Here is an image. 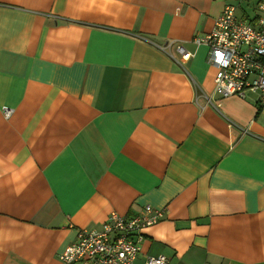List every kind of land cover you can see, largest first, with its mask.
<instances>
[{
    "label": "crops",
    "instance_id": "0c3cea01",
    "mask_svg": "<svg viewBox=\"0 0 264 264\" xmlns=\"http://www.w3.org/2000/svg\"><path fill=\"white\" fill-rule=\"evenodd\" d=\"M259 1L0 0V264H62L146 204L137 264H264V108L216 94L193 42Z\"/></svg>",
    "mask_w": 264,
    "mask_h": 264
},
{
    "label": "built area",
    "instance_id": "2783aa9c",
    "mask_svg": "<svg viewBox=\"0 0 264 264\" xmlns=\"http://www.w3.org/2000/svg\"><path fill=\"white\" fill-rule=\"evenodd\" d=\"M237 6L228 4L212 30L193 41L208 47V62L216 68L214 92L226 97L258 94L264 108V0L257 4L254 20L239 18ZM181 55L187 52L182 42L172 41ZM7 117L12 109L3 108ZM165 208L146 204L138 214L127 216L112 211L100 229L81 228L75 239L59 254L62 264H137L136 259L147 230L165 215ZM165 255L147 256L144 264H168Z\"/></svg>",
    "mask_w": 264,
    "mask_h": 264
},
{
    "label": "rangeland",
    "instance_id": "374dc122",
    "mask_svg": "<svg viewBox=\"0 0 264 264\" xmlns=\"http://www.w3.org/2000/svg\"><path fill=\"white\" fill-rule=\"evenodd\" d=\"M222 12H223V11H222ZM221 14H222V13H221ZM221 14H220V15H221ZM220 15H219V16H220ZM196 36H197V35H196ZM194 37H195V36H194ZM194 37H193V38H194ZM193 42H194V41H193Z\"/></svg>",
    "mask_w": 264,
    "mask_h": 264
}]
</instances>
